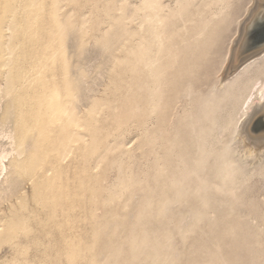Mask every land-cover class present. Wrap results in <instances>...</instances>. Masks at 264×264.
<instances>
[{
	"label": "rangeland",
	"instance_id": "rangeland-1",
	"mask_svg": "<svg viewBox=\"0 0 264 264\" xmlns=\"http://www.w3.org/2000/svg\"><path fill=\"white\" fill-rule=\"evenodd\" d=\"M146 1L0 0V85L11 67L19 90L35 92L32 108L12 97L14 123L3 127L10 98L0 91V127L18 134L30 122L41 124L30 150L7 159L20 164L22 176H1L7 197L0 204V264H264V157L238 164L230 143L242 99L258 76L241 77L225 98L214 100L209 124L190 113L183 92L177 95L179 77L189 72L195 96L212 92L239 24L257 0H150L159 20L155 54L147 48ZM259 4L238 44L239 58L264 47V0ZM167 56L184 57L173 68ZM150 58L160 66L158 75ZM254 116L252 133H264V114ZM229 118L233 127L220 132L216 126ZM198 122L200 130L215 126L218 142L208 139L206 148L217 160L216 175L226 179L218 205L210 189L216 179L208 183L201 221L183 213L171 186L197 167L184 148L193 146L186 138ZM224 160L228 169L221 168ZM10 184L17 186L12 195ZM165 200L170 204L163 209Z\"/></svg>",
	"mask_w": 264,
	"mask_h": 264
},
{
	"label": "bare ground",
	"instance_id": "bare-ground-1",
	"mask_svg": "<svg viewBox=\"0 0 264 264\" xmlns=\"http://www.w3.org/2000/svg\"><path fill=\"white\" fill-rule=\"evenodd\" d=\"M154 1V0H153ZM153 1H146L145 4L142 2L143 7L146 9V15H145V23L147 25V34L149 36V42H148V45H147V48L149 51H151L153 54L155 53H158L159 49L161 48V45H159V41H160V36L158 34V30H157V26L159 25V20L157 18V15L156 13H158V10H156L154 12V8H155V4L153 3ZM254 1V0H253ZM157 3V2H156ZM197 3V2H196ZM255 3V1H254ZM253 4V2H252ZM197 5V4H196ZM259 5L261 6V4H259V0H257L256 2V6L254 8H252L251 10V7L250 9L248 8V10L250 12H248V10L246 11V14L247 17H245V21H244V18H243V21H241V23L239 24V27H238V35H236L238 38H237V43H236V39L233 40L235 41V45H231L227 51V55H226V58H225V62L223 64V67L221 68L220 70V74H218L217 76V80L214 82L213 86H212V92L209 93V95H205L203 94V97H199V96H195L197 95L196 93L199 92L197 90L194 89V84L192 85V87H188L187 85L192 82L191 79L194 78L193 77V73L192 75L190 74H187L186 73L184 74L185 78L182 79L181 77H179V82L177 84V87L179 86V92H177V95L180 94V92H183L184 95L186 97H188L190 99V113L192 112L194 115H197V117L199 118L200 121H202L204 123V119L205 122H207V124H209L208 122L213 118V114H214V109H217V108H214L211 103L214 104V100L216 99H219V98H225L226 94L230 93L232 91V89L238 84L239 80L241 79V77L243 78V76L245 75H251V74H255L256 76H258L257 78V81L255 82V84L253 83V87L255 88V90L249 92V94H247L243 99H242V102H241V115H240V119L238 122H236V124L234 125V128L233 127V122L232 120H229L226 122V123H219L216 128H219L220 132L222 131H226L227 129L231 128L233 129L231 132V140H230V143H231V148H232V142L231 141H234L235 144H236V149H235V152H233L234 156H236V162L239 164H245L246 162H248L249 160L250 161H255V160H261L263 157H264V133H261V134H258V135H254L251 131V128H250V124L252 122V119H254V115H256L257 113H263L264 114V47L259 49V50H255V52L253 51L252 54L250 53V55H247L243 58H239V55H238V52H237V47H238V44L240 42V40L242 39L243 35H244V32H245V28H246V24L250 21V19L255 15V13L258 11V8H259ZM140 6V5H139ZM142 6V5H141ZM140 6V7H141ZM252 6V5H251ZM205 7V6H204ZM253 7V6H252ZM137 8V7H136ZM136 8H135V12H136ZM138 9V8H137ZM197 9V8H196ZM138 11V10H137ZM203 11V10H202ZM134 12V13H135ZM145 12V10H144ZM179 12V10H178ZM141 13V12H140ZM139 13V14H140ZM143 13V12H142ZM135 16V15H134ZM175 16V14H174ZM138 17V16H137ZM139 17H141L139 15ZM143 17V16H142ZM200 17V15H199ZM160 18V17H159ZM138 19V18H136ZM141 19V18H140ZM196 19V18H195ZM140 21V20H139ZM189 22V20H188ZM16 23V22H15ZM140 24V23H139ZM142 24V23H141ZM164 24V23H163ZM16 25V24H15ZM199 25V24H198ZM8 26H11L8 25ZM14 26V22H13V25ZM11 26V27H12ZM19 26V25H18ZM17 26V27H18ZM140 26V25H138ZM164 26H162V29H163ZM168 27V26H167ZM10 28V27H9ZM15 29V27H13ZM201 28V27H200ZM70 29V28H69ZM166 29V28H164ZM164 29L162 31H164ZM168 29V28H167ZM10 30V29H9ZM13 29H11L12 31ZM141 30V29H139ZM247 30V29H246ZM197 31V30H195ZM194 31V32H195ZM13 33V31H12ZM118 34V33H117ZM200 35V33H198ZM197 34V36H198ZM12 35V34H11ZM10 35V36H11ZM203 35V34H202ZM9 36V35H8ZM14 36V35H13ZM12 36V37H13ZM112 38V37H111ZM195 38V37H193ZM10 39V38H9ZM15 40V37L14 39ZM10 41V40H9ZM8 41V42H9ZM188 41V42H187ZM186 42L189 43L190 40H187ZM12 42V41H11ZM142 42V41H141ZM185 42V41H184ZM116 43V42H115ZM192 43V42H191ZM11 44V43H10ZM107 44V43H106ZM234 44V43H233ZM105 45V44H104ZM111 45V44H110ZM19 46V45H18ZM17 46V47H18ZM4 48H6L7 52H9V54L12 53L13 51V48H12V45H6ZM16 49V47H14ZM187 49V48H186ZM199 49V48H198ZM189 50V49H187ZM191 50V49H190ZM6 52V53H7ZM16 52V51H15ZM13 54V53H12ZM17 54V52H16ZM197 54V52H196ZM192 55V54H191ZM7 56H8V53H7ZM14 56V55H13ZM16 56V55H15ZM10 57V55H9ZM156 57V56H155ZM184 57V56H183ZM179 57V59H183ZM189 57V56H188ZM11 58V57H10ZM12 58H16V57H12ZM151 60H149V65L150 66H154L153 67V71L154 73H156L157 75L159 74L160 72V66L158 65V62L157 61H152V58H150ZM8 60V59H7ZM11 60V59H10ZM8 60L7 61V65L8 67L10 66V62L12 64V61ZM178 60L177 61V58H169L168 56L166 57V64L167 65H171L173 68L174 66H176L175 64L179 62L178 65H181L180 62L182 63V60L180 61ZM14 61H17V60H14ZM188 61V60H187ZM9 62V64H8ZM26 62V61H25ZM141 62V61H140ZM24 63V62H23ZM184 63V62H183ZM185 63H188L185 61ZM192 64V63H190ZM24 65V64H23ZM177 65V66H178ZM183 65V64H182ZM143 66V65H142ZM192 66V65H191ZM7 67V66H6ZM14 67V66H13ZM140 67V66H139ZM193 67V66H192ZM26 68V65L25 67ZM177 68V67H176ZM8 69V68H7ZM14 71L15 68H13ZM141 69V68H140ZM25 71V69H23ZM21 70V72L23 71ZM13 71V70H12ZM23 71V72H24ZM136 71V70H135ZM138 71V70H137ZM142 71V69H141ZM7 72V73H6ZM6 77H4L5 79V82H4V85L1 86L0 85V91L4 93V97L5 98H10V103L9 102H6L8 103L6 106V113L4 114V117L1 121V125L3 127H6V125L10 122L11 123V120L12 118L15 116V111L17 110L16 108V105L14 104V102H17V101H14L13 102V99L12 97H22L24 100V105H28L29 107H34V100H33V96H34V93L33 91H30V86H29V90H24V91H20L19 88L17 87L18 85V80H14V78H11V67L9 68L8 71H6ZM20 72V71H18ZM26 72V71H25ZM24 72V74H26ZM187 72V71H185ZM15 73V72H14ZM135 73V72H134ZM13 74V73H12ZM16 74V73H15ZM136 74V73H135ZM17 75H20V74H17ZM5 76V75H4ZM27 76V75H25ZM23 76V77H25ZM29 76V75H28ZM14 77V76H12ZM22 77V79H23ZM19 78V76H18ZM144 78V77H143ZM190 78V79H189ZM26 79V78H24ZM30 79L32 80V78L30 77ZM145 79V78H144ZM30 80V81H31ZM250 80V79H249ZM20 81V80H19ZM140 81V80H139ZM26 83H29V81H25ZM33 82V81H32ZM137 82V81H136ZM34 83V82H33ZM147 83V82H146ZM144 83V84H146ZM25 84V83H24ZM137 84V83H136ZM141 84V85H140ZM23 85V83H22ZM34 85V84H33ZM140 86L143 85V83H139ZM28 86V85H27ZM139 86V88H140ZM144 86V85H143ZM151 86V85H150ZM32 87V86H31ZM252 87V88H253ZM28 88V87H26ZM174 88V87H173ZM244 88V87H243ZM198 89V88H197ZM246 89V88H245ZM40 90V89H39ZM46 90V89H45ZM53 90V89H52ZM140 90V89H139ZM251 90V88H250ZM136 91V90H135ZM141 91V90H140ZM145 91V89H144ZM152 91V90H150ZM215 91V92H213ZM0 92V93H1ZM137 92V91H136ZM154 92V91H153ZM152 92V93H153ZM2 93V94H3ZM14 93V95H13ZM240 93V92H239ZM241 94V93H240ZM17 95V96H16ZM171 95V94H168V96ZM1 94H0V99H1ZM138 96V95H137ZM237 95H235L236 97ZM14 97V98H15ZM136 97V96H135ZM139 97V96H138ZM171 97V96H169ZM168 97V98H169ZM174 97V96H173ZM3 98V97H2ZM4 98V99H5ZM197 98V99H196ZM238 98V96H237ZM16 99V98H15ZM21 99V98H20ZM20 99L18 101H20ZM50 99V97H49ZM137 99V97H136ZM166 99V98H165ZM236 99V98H235ZM2 100V99H1ZM6 100V99H5ZM17 100V99H16ZM26 100V101H25ZM51 100V99H50ZM49 100V101H50ZM140 100H141V97H140ZM172 100V99H171ZM46 101H47V98H46ZM48 101V102H49ZM46 102V104L48 103ZM141 102V101H139ZM149 103V101L147 102ZM164 103V101L162 102ZM161 103V104H162ZM166 103V102H165ZM33 104V106H31ZM50 104V103H49ZM6 105V104H5ZM22 105V104H20ZM45 106V105H44ZM49 106V105H48ZM51 106V105H50ZM177 106V105H176ZM199 106L198 109L195 110V107ZM147 107V106H146ZM153 107V106H152ZM163 107V105H162ZM40 108V106H39ZM42 108V107H41ZM151 108V107H150ZM214 108V109H213ZM21 109H23L21 107ZM20 109V110H21ZM47 108H45L46 110ZM149 109V108H148ZM33 110V109H32ZM49 109H47L48 111ZM56 110V109H54ZM150 110V109H149ZM195 110V111H194ZM23 111V110H22ZM21 111V112H22ZM24 111L25 108H24ZM50 111V110H49ZM48 111V112H49ZM194 111V112H193ZM27 112V111H26ZM40 112L39 111V114L40 115ZM54 112V111H52ZM51 112V114H52ZM18 113V112H17ZM21 114V113H20ZM27 114L26 113V117H27ZM55 114V113H54ZM23 115H24V112H23ZM29 115V114H28ZM19 116V114L17 115ZM31 116V114H30ZM46 116V115H45ZM48 116V115H47ZM53 116V115H50V117ZM193 116V115H192ZM254 116V117H253ZM24 117V116H23ZM189 117V116H188ZM15 118V117H14ZM40 118V116L38 117ZM48 118V117H47ZM26 119V118H25ZM24 119V120H25ZM32 119V118H31ZM36 119V118H34ZM33 119V120H34ZM41 119V118H40ZM46 119V118H45ZM49 119V118H48ZM30 120V119H29ZM14 120H12V123ZM36 121V120H35ZM41 121V120H40ZM45 121V120H44ZM51 121V120H50ZM185 121V120H183ZM25 122V121H24ZM38 122V121H36ZM196 122V121H195ZM194 122V123H195ZM235 122V121H234ZM29 123V122H26V124ZM34 123V122H33ZM41 123V122H39ZM43 123V122H42ZM203 123H197V124H193L191 131L188 136L187 141H190L189 144L192 145L193 143V146L186 149V147L183 148L185 149V153L187 152L190 156H191V159L189 158V160H191V164L190 165H197V167H193V166H190L189 170L188 171H185L184 173H182V175H186L184 177H178L177 181L174 180H171V186H174V188H177L178 189V198L175 200V202H182L183 203V209H185L184 212L187 213V216L188 217H191L192 220L194 219H198L200 220L202 215L204 214H201L202 212L204 211H201L202 209V206H207L208 204H206V197L204 196V193L205 191L207 190V186H208V183L209 182H212L213 180L216 179V181L213 182V184L211 185L210 189H211V192L212 194H215L214 196V205H218L220 204L218 200V196L220 194H217V193H220L222 190V188L226 185V179L223 177V175H216V173H218V171L216 172L215 171V168L213 167V164H216L217 163V160L215 158H213V156H211V148H206L207 144H208V139H211L210 142L212 143L213 140L217 141L218 142V138H217V135L216 133L214 134L213 132V129L215 128V126L213 127V129L211 130V127H208V130L205 131L204 128H202L200 130V128L203 126ZM215 123V120L213 119L210 124L212 126V124ZM25 124V123H24ZM13 125V124H12ZM41 125V124H40ZM39 125V126H40ZM10 126V124H9ZM37 125L34 126V124L32 125L31 122L29 125H26V126H22L21 127V131L20 133L18 134H15L16 130L13 132V131H10L8 130V132H6L5 130H3L4 128L0 127V182L2 181V179L5 177V175L7 174H12L11 172H14V173H17L19 174V176L22 174L21 173V166L19 163L15 162L14 160H7L8 158H10L9 156H11V154L13 153H16L17 157L19 158L20 156H23L24 153H26L25 151L26 150H30V149H27V147L29 146V142L32 140V143H33V140H37V134H36V128L39 127ZM14 127V126H13ZM48 127V126H47ZM190 127V126H189ZM15 128V127H14ZM40 128V127H39ZM38 128V129H39ZM49 130V129H48ZM162 132V131H161ZM201 133V134H200ZM157 135V134H156ZM40 137V136H39ZM155 137V136H154ZM165 137V136H164ZM163 137V139H164ZM167 137V135H166ZM185 137V135H184ZM8 140L7 144L4 143V140ZM39 140V139H38ZM41 140V139H40ZM157 141V139H155ZM165 140V139H164ZM36 143V142H35ZM34 143V144H35ZM38 143V142H37ZM188 143V142H187ZM186 143V144H187ZM39 144V143H38ZM234 144V143H233ZM37 145V144H36ZM35 145V146H36ZM31 146V145H30ZM34 146V145H33ZM173 146V145H172ZM186 146V145H185ZM223 147V146H222ZM234 147V146H233ZM30 148V147H28ZM173 148V147H172ZM235 148V147H234ZM32 150V149H31ZM170 150V149H169ZM34 151V150H32ZM234 151V149H233ZM28 152V151H27ZM232 153V151H231ZM31 154V153H30ZM160 154V153H159ZM166 154H169V153H166ZM162 155V157H166L165 155ZM182 154V153H181ZM29 155V154H28ZM38 155V154H37ZM36 155V156H37ZM15 156V155H14ZM33 155H31L32 157ZM169 156V155H168ZM188 156V157H190ZM38 157V156H37ZM232 157V156H231ZM13 158V157H12ZM11 158V159H12ZM21 158V157H20ZM167 158V157H166ZM182 159V158H180ZM186 159V158H185ZM184 159V160H185ZM232 159V158H231ZM164 160V159H163ZM187 160V159H186ZM6 161L9 162L10 166L7 165ZM14 161V162H12ZM249 161V162H250ZM165 162L167 163V161L165 160ZM184 162V161H183ZM251 162V164H252ZM228 163H229V160H224V166H221L222 167H225L226 169H228ZM256 163V162H255ZM36 164V163H35ZM37 165V164H36ZM187 165V164H186ZM8 167H11L12 169L8 172L7 170ZM28 167V166H27ZM193 167V169H192ZM217 167V165H216ZM34 168V167H33ZM223 169V168H222ZM163 170L166 172L167 170V167L166 165L164 164L163 166ZM179 170V169H178ZM182 170V169H181ZM180 170V171H181ZM6 171V173H5ZM221 171V170H219ZM8 172V173H7ZM225 172V171H224ZM4 175V177L1 179V176ZM178 174H179V171H178ZM230 174V171H228V173L226 172V177L230 179V177H228ZM34 175V174H33ZM174 173L171 174L172 177H174ZM22 176V175H21ZM16 178V177H15ZM23 178V177H22ZM17 179V178H16ZM31 179V178H30ZM3 181H5L3 179ZM2 181V182H3ZM228 181V179H227ZM13 182V181H12ZM16 181H14L15 183ZM19 182V181H18ZM26 182V181H25ZM168 181H164V184H167ZM16 184V183H15ZM220 186L222 188H220ZM17 187V186H16ZM15 186L12 187V184L9 185V192L7 193L8 195H12L14 194V188H16ZM18 190V189H17ZM139 192V191H138ZM17 192H15L16 194ZM137 193V192H136ZM6 194V190L3 188V189H0V204L5 200V198L7 197V195H4ZM136 195V194H135ZM212 197L209 198V200H211ZM168 203L170 204V201L169 200H165L164 201V205H163V209H166L168 207ZM222 206V205H221ZM221 206L219 207H214L213 211L215 214H217V211H218V208H220ZM171 207V206H170ZM181 211V210H180ZM214 214V215H215ZM4 219V218H3ZM196 221V220H195ZM201 221V220H200ZM199 222V221H198ZM196 223V222H195ZM189 225V224H187ZM186 226V225H185ZM183 226V227H185ZM182 227V229L184 230V228ZM187 227V226H186ZM185 227V229H186ZM189 229V228H188ZM185 232V231H184ZM183 234V233H182ZM235 236V235H234ZM237 242V241H236ZM242 242H245V239H242ZM238 251V250H237ZM237 251H235V253L238 255ZM248 256L244 255V259L247 260ZM102 258V257H101ZM195 264V263H194Z\"/></svg>",
	"mask_w": 264,
	"mask_h": 264
}]
</instances>
